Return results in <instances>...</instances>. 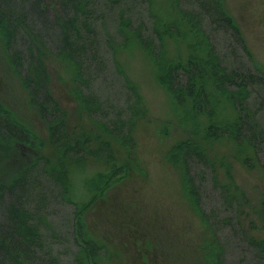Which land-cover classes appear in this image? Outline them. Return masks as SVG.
<instances>
[{
	"label": "trees",
	"instance_id": "1",
	"mask_svg": "<svg viewBox=\"0 0 264 264\" xmlns=\"http://www.w3.org/2000/svg\"><path fill=\"white\" fill-rule=\"evenodd\" d=\"M110 1L118 4L121 0ZM147 2L152 12V37L130 29L127 14L123 12L120 16L122 40L116 43L110 39L113 54L117 56L120 50L139 46L157 69L159 81L175 109L184 121L193 123L195 137L201 135L205 142L232 141L244 165L257 166L264 172V127L259 115L264 114V69L253 58L222 0H172L176 13L167 21L154 14L151 1ZM88 7L86 0H0V26L7 57L32 107L46 122L49 145L57 151L58 158L54 165L57 168L53 169L49 157H38L25 165L9 187L0 185V202L10 201L8 206H0V264H63L53 254L55 244L49 243L43 233L50 226L44 216L50 200L46 197L47 187L40 186L41 179L58 187L62 199L75 205L74 234L79 250L74 264H100V260L107 258V249L91 237L85 214L114 184L126 178L128 169L119 163L113 146L129 152L135 149L134 129L143 114V105L138 88L121 69L132 99L124 109L127 118L120 115L122 111H116V119L107 120L105 104L83 86L88 88L93 82L92 74L104 75L106 66L103 58L99 59L98 45L93 38L95 21ZM218 34L224 35L223 49L227 51L224 56L216 43ZM170 42L183 50L171 55ZM19 43L24 45V51L17 49ZM49 55L70 63L75 75V96L95 129L69 128L68 113L50 91L46 66ZM253 94L260 99L258 106L251 103ZM230 110L232 117L229 118L226 114ZM196 138L180 143L171 157L183 169L187 196L211 230L214 261L224 264L223 247L211 216L202 209L200 189L189 160L202 163L211 172L228 209H236L239 225L247 198L234 184L231 169H227L228 183L219 182L216 165ZM0 140L8 142L15 153L18 145L35 147L32 141L42 143L18 124L1 103ZM68 158L77 162L75 169L64 167ZM90 162L102 164L104 171L88 176ZM74 174L83 176L86 200L78 197L81 193L72 185ZM24 184H31L32 190L27 195L17 192ZM262 206L264 216V202ZM244 235L260 264H264V240Z\"/></svg>",
	"mask_w": 264,
	"mask_h": 264
},
{
	"label": "rangeland",
	"instance_id": "2",
	"mask_svg": "<svg viewBox=\"0 0 264 264\" xmlns=\"http://www.w3.org/2000/svg\"><path fill=\"white\" fill-rule=\"evenodd\" d=\"M86 1L89 2L87 10H92L95 21L93 38L98 45L99 59L103 58L106 66L104 75L92 74L93 82L88 88L85 84L83 86L105 104L107 120L114 121L116 111H122L120 115L127 118L124 109L132 99L121 69L138 88L143 105V114L134 129L135 149L129 152L118 145L113 146L119 163L128 169L126 178L114 184L85 214L91 237L107 249V258L100 260V264H216L211 230L187 196L183 169L171 157L180 143L195 140L193 123L184 121L183 115L175 109L145 51L137 45L120 50L117 56L112 51L110 39L116 43L122 40L120 16L123 12L127 14L130 29L138 30L144 37H152L150 6L147 0H121L118 4L110 0ZM150 1L153 13L164 21L174 17L172 0ZM222 2L240 28L253 58L264 69V0ZM223 36L218 34L216 39L222 56L227 52L223 49ZM18 48L24 51L23 44L19 43ZM168 48L171 55L183 50L173 42ZM46 66L50 91L68 113L69 128L95 129L82 113L75 96V75L70 63L49 55ZM259 100L257 94H253L252 105L258 106ZM0 103L18 124L42 142L41 145L32 141L35 147L18 145L15 153L8 142L0 140V185L9 187L26 164L41 156L49 157L51 168H57L54 166L58 161L57 151L49 145L48 126L32 107L24 86L11 67L1 26ZM228 112L226 116L232 117V111ZM259 115L264 127V114ZM200 137L196 141L202 144L216 165L219 182L228 183L227 169H231L234 184L247 198L239 225L236 209H228L213 183L211 172L202 163L189 160L191 173L200 189L202 209L211 216L224 250L223 263L260 264L244 234L251 239L264 240V172L257 166L244 165L232 141L205 142ZM67 160L64 167L75 169L77 162L71 158ZM88 170V176H93L104 171V167L90 162ZM82 178V175L74 174L73 187L80 184ZM40 186L49 190L46 197L50 201L44 216L50 226L43 230L46 240L55 244L53 254L63 264H74L79 250L74 234L75 205L62 199L58 187L47 180L41 179ZM31 190V184H24L17 192H26L27 195ZM78 197L86 200L85 193L78 194ZM9 203L0 202V206ZM104 255L103 251L102 257Z\"/></svg>",
	"mask_w": 264,
	"mask_h": 264
},
{
	"label": "clouds",
	"instance_id": "3",
	"mask_svg": "<svg viewBox=\"0 0 264 264\" xmlns=\"http://www.w3.org/2000/svg\"><path fill=\"white\" fill-rule=\"evenodd\" d=\"M75 187H76V191H78L80 193H85L86 192V188H85V186L82 183L77 184Z\"/></svg>",
	"mask_w": 264,
	"mask_h": 264
}]
</instances>
